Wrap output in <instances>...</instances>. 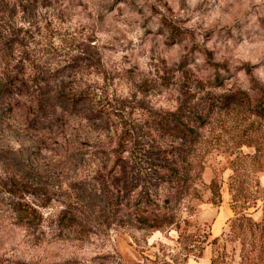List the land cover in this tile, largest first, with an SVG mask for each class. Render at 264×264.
Returning a JSON list of instances; mask_svg holds the SVG:
<instances>
[{
  "label": "rangeland",
  "instance_id": "obj_1",
  "mask_svg": "<svg viewBox=\"0 0 264 264\" xmlns=\"http://www.w3.org/2000/svg\"><path fill=\"white\" fill-rule=\"evenodd\" d=\"M254 85L264 88V0H0V264H238L229 165L254 149L239 147L248 110L218 111L217 98ZM211 106L202 198L182 210L193 244L132 227L141 198L160 203L168 187L159 174L174 137L154 121ZM252 170L241 181L256 190Z\"/></svg>",
  "mask_w": 264,
  "mask_h": 264
},
{
  "label": "trees",
  "instance_id": "obj_2",
  "mask_svg": "<svg viewBox=\"0 0 264 264\" xmlns=\"http://www.w3.org/2000/svg\"><path fill=\"white\" fill-rule=\"evenodd\" d=\"M217 102L220 104L218 111L237 108L248 110L247 126L249 131L247 130L246 134L241 136L239 147L247 146L254 149L252 153L243 154L241 152L230 161L229 168L232 170V174L229 176V191L235 215L231 220L227 241H238L241 244L238 264H264V204L262 206L263 216L260 220H254L252 213L248 212L262 198L263 193L259 173L264 172V88L258 85L249 89L231 88L226 93L219 95ZM215 109L216 107L211 106L205 113H196L194 117L187 119L174 118L173 120L154 121L155 124H158V128L174 137V147L164 153L168 163H163L160 166L161 172L165 174H159V185L163 187L164 184H168V187L162 191L160 203L156 204L151 199L149 192L141 198L134 207V211L127 214V220L132 227L139 230H174L178 233V240L191 237L190 245L193 244L195 234L187 235L192 222L183 215L182 210L186 208L192 212L194 208L189 203L202 198L196 181H201L206 164L201 161L202 157L197 152V147L203 138L202 130L209 125ZM256 123L259 126H255ZM168 153L172 155L171 160H168ZM247 164L249 167L252 166V181L256 190L244 187L241 181L242 170L246 168ZM22 185L24 183H14L12 188L19 190ZM206 186L211 193L209 199L213 203L218 202L216 198L220 200L221 197L219 182L213 179ZM156 189H159V186ZM155 196H158L157 191ZM65 215L67 213H62V216ZM68 219L72 223L81 224L78 217L69 216ZM208 236V232L203 235L202 242L205 245L217 243V239L209 242ZM194 247L185 245L184 248L187 252H192ZM203 248L204 246H200L199 250H203ZM211 264H217V258L212 259Z\"/></svg>",
  "mask_w": 264,
  "mask_h": 264
}]
</instances>
